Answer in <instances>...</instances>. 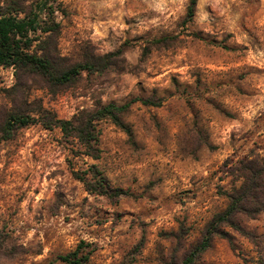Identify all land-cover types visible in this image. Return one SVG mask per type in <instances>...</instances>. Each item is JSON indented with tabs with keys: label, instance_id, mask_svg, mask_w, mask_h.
Segmentation results:
<instances>
[{
	"label": "clouds",
	"instance_id": "clouds-1",
	"mask_svg": "<svg viewBox=\"0 0 264 264\" xmlns=\"http://www.w3.org/2000/svg\"><path fill=\"white\" fill-rule=\"evenodd\" d=\"M0 264H264V0H0Z\"/></svg>",
	"mask_w": 264,
	"mask_h": 264
}]
</instances>
